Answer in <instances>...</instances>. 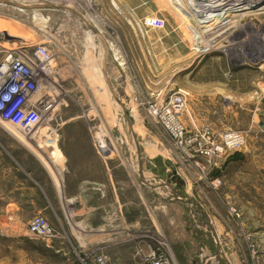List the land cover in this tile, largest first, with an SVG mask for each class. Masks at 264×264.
<instances>
[{"label": "rangeland", "instance_id": "374dc122", "mask_svg": "<svg viewBox=\"0 0 264 264\" xmlns=\"http://www.w3.org/2000/svg\"><path fill=\"white\" fill-rule=\"evenodd\" d=\"M205 1L0 0V64L5 45L56 52L63 116L56 180L52 147L0 125V264H264V0ZM176 92L189 132L247 144L212 167L182 151L150 110Z\"/></svg>", "mask_w": 264, "mask_h": 264}, {"label": "built area", "instance_id": "2783aa9c", "mask_svg": "<svg viewBox=\"0 0 264 264\" xmlns=\"http://www.w3.org/2000/svg\"><path fill=\"white\" fill-rule=\"evenodd\" d=\"M30 54L4 49L5 57L0 64V125L8 131L20 133L31 144L41 146L53 141L62 125L61 94L57 89L56 76L49 60L56 52L45 46H31ZM38 61V62H37ZM186 108V95L176 92L167 101L150 107L152 115L174 139L176 145L187 151L192 148L204 163L212 167L216 158L243 148L247 137L243 132L227 130L217 133L213 127L191 133L180 116ZM15 130V131H13ZM217 184V182H215ZM29 231L47 240L57 237L47 218L35 216ZM144 264H172L165 253L150 248ZM98 264H110L105 254L97 257Z\"/></svg>", "mask_w": 264, "mask_h": 264}, {"label": "bare ground", "instance_id": "6f19581e", "mask_svg": "<svg viewBox=\"0 0 264 264\" xmlns=\"http://www.w3.org/2000/svg\"><path fill=\"white\" fill-rule=\"evenodd\" d=\"M4 1V0H3ZM11 1V0H10ZM13 1V0H12ZM193 1V0H192ZM196 1H199V3L200 4H204V3H206V1L205 0H196ZM217 1H220V0H209V2L208 3H214V4H216V2ZM263 0H253L252 2H262ZM20 3V2H19ZM1 4V3H0ZM2 4H4V3H2ZM12 4V3H11ZM13 4H15V3H13ZM23 4V3H22ZM25 6H29L28 4H24ZM17 6V5H16ZM20 6V5H19ZM256 10H258V11H262V10H264V3H261L260 4V6H259V8L258 9H256ZM180 11H184V10H180ZM254 12V11H253ZM256 12V11H255ZM188 15V14H187ZM232 16V15H231ZM218 19H220V20H225L224 19V17H218ZM15 22V21H14ZM216 22V21H215ZM191 24V23H190ZM0 25H1V27L3 28V31H4V33H6V31L8 30V28H6V25H7V23H4V22H2V21H0ZM11 29H12V27L10 28V30H9V32H10V34H11ZM8 32V33H9ZM39 46H45V47H47V49H50L48 46H46V45H40L39 44ZM5 49H8V50H11V51H16V52H21V50H19V49H22L21 47H16V46H12V45H5ZM57 57H58V55L56 54V59H55V54L53 55V57H51L50 58V60H49V64H50V67H51V71H52V73L54 74V73H58L59 72V74H60V72L61 71H59V69H57ZM74 79V78H73ZM75 84V83H74ZM98 132V131H97ZM101 132V131H100ZM99 133V132H98ZM17 134V133H16ZM102 137V136H101ZM99 138V137H98ZM41 145H44V144H41ZM108 146V145H107ZM47 147L48 148H53V150L51 151V153H52V155H49L50 156V158H48V159H44V161H45V163L44 164H46L47 166L46 167H48L49 168V170L50 171H52V172H55V175H54V179L56 180L57 178H55V176H57L58 174H56L57 173V169L59 168V164H58V166H56V164H57V161H60L59 159H60V157L58 158V157H56L55 155H57V148H56V146H55V142L54 143H48V145H47ZM102 147V146H101ZM100 147V148H101ZM44 148V147H43ZM105 149H106V146H105ZM109 149V148H108ZM46 157V156H45ZM48 157V156H47ZM46 157V158H47ZM43 162V161H42ZM57 168V169H56ZM60 180V179H59ZM58 184V183H57ZM59 184H60V181H59ZM60 188V187H59Z\"/></svg>", "mask_w": 264, "mask_h": 264}, {"label": "crops", "instance_id": "0c3cea01", "mask_svg": "<svg viewBox=\"0 0 264 264\" xmlns=\"http://www.w3.org/2000/svg\"><path fill=\"white\" fill-rule=\"evenodd\" d=\"M200 123V122H199ZM22 140V139H21ZM23 141V140H22ZM91 159L89 160V159H85V160H81V161H83V162H85V161H88V162H99V160H96V159H93L92 157H90ZM42 159V158H41ZM64 160H65V157H64ZM11 161V160H10ZM78 161V160H77ZM80 161V160H79ZM14 164V163H13ZM47 166V165H46ZM11 168L9 169L10 171L11 170H13L15 173H14V175H18V174H16V171H19V169L18 168H16L15 167V165H12V162H11V166H10ZM62 167V166H61ZM47 169H48V171L51 173V175L54 177V175H55V172H52V171H50L49 170V168L47 167ZM60 169V168H59ZM61 170V169H60ZM59 171V170H58ZM58 171H57V174H58ZM24 175H26L24 172H22L21 173V179L22 178H25L26 176H24ZM59 175V174H58ZM60 178H61V176H60ZM23 186V185H22ZM39 190V189H38ZM28 191V190H27ZM26 191V189L24 188V186L23 187H21V196H23V195H25V194H31L30 192H27ZM41 191L42 190H39L38 191V194H40L41 193ZM33 194H35V190H34V192H33ZM42 194H44L43 192H42ZM42 194H41V196H42Z\"/></svg>", "mask_w": 264, "mask_h": 264}, {"label": "water", "instance_id": "95a60500", "mask_svg": "<svg viewBox=\"0 0 264 264\" xmlns=\"http://www.w3.org/2000/svg\"><path fill=\"white\" fill-rule=\"evenodd\" d=\"M51 150H52V149H51ZM173 174H174V177L177 178L178 181H182V180H181V177H180L179 175H177L176 172H173ZM168 176H170V173L168 174ZM182 182H183V181H182Z\"/></svg>", "mask_w": 264, "mask_h": 264}]
</instances>
